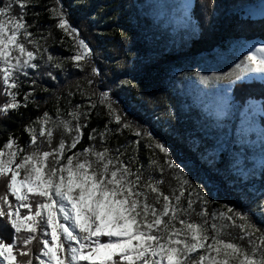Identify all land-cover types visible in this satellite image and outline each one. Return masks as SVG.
Listing matches in <instances>:
<instances>
[{
	"label": "snow or ice",
	"instance_id": "6c2138e0",
	"mask_svg": "<svg viewBox=\"0 0 264 264\" xmlns=\"http://www.w3.org/2000/svg\"><path fill=\"white\" fill-rule=\"evenodd\" d=\"M31 4L32 0H0V95L8 97L0 104V116L27 107L33 93H24L21 103L16 90L21 76L29 77L30 70L40 68L38 62L56 69L63 66L41 43L45 38L29 31L34 25H29L25 16ZM47 11L55 20L53 27L74 40L76 51L67 62L82 69L91 49L69 22L62 0H50ZM236 68L240 71L232 84L248 73H264V46L249 52ZM92 71L97 74L95 68ZM200 79L207 81L208 77ZM93 95H88L90 110L97 105ZM98 102L106 109L108 124L118 125L117 132L129 129L138 138L130 142L136 145L134 151L147 136L151 143L145 146L154 155L157 149L164 155L163 165L150 158L149 167L161 174L165 167L175 170L172 179L177 186L170 185V194H165L161 190L164 180L151 175L145 180L140 167L132 168L138 163L136 156L126 162L122 158L126 152L120 148L97 150L90 144L73 151L82 141L90 117V111H82L81 105L68 111V119L59 108L55 119L44 112L24 127L30 137L26 146L11 134L0 146V183L5 189L0 192V230L11 237L6 240L0 236V264H264V232L248 216L223 206L226 211L212 213L210 223L208 199L195 189L189 190L190 181L173 162L167 147L151 134L133 128L113 107L107 92L99 94ZM108 124L99 133L92 129L89 141L99 137L104 144L112 133ZM57 130L62 135L53 147ZM64 135L70 137V143ZM45 144L48 150H44ZM194 193L196 199L192 198ZM184 199L186 208L182 206ZM197 202L199 212L194 208ZM193 213L201 223L190 220ZM227 229H238L240 234L233 239L246 240L247 248L223 239L231 235ZM200 252L203 254L193 258Z\"/></svg>",
	"mask_w": 264,
	"mask_h": 264
},
{
	"label": "trees",
	"instance_id": "16d2710c",
	"mask_svg": "<svg viewBox=\"0 0 264 264\" xmlns=\"http://www.w3.org/2000/svg\"><path fill=\"white\" fill-rule=\"evenodd\" d=\"M259 1L192 0L190 6L184 8V14L178 16V21L172 18L162 19L159 16L160 23L158 19L155 21L150 9L152 7V10L159 12L156 1L157 8H153V3L146 6L143 0H62L69 22L91 49L92 54L81 69L67 62L71 51L62 38L61 31L53 27L55 20L49 18L47 7L50 6V0H32L25 16L26 22L34 25L29 31L36 37L45 38L41 39V43L63 66L56 69L52 65L38 62L40 63L38 70L35 72L30 70L29 77H20V88L16 90L19 92L18 100L23 103L24 93L33 94L27 107L10 111L7 116H0V146L8 139L9 134L18 138L21 146H26L30 139L24 132L26 125L31 124L44 112H48L55 119L57 108L61 110V115L68 119V111L76 105H81L82 111H90V117L87 127L83 129L82 141L73 151L83 150L90 144H94L97 150L103 147L113 150L120 148L122 152H126L122 157L126 162L129 157L136 156L138 163L132 164L133 170L140 167L145 180L149 175L155 179H163L161 190L165 194H170V185L173 188L177 186V181L172 179L175 170L165 167L161 174L149 167L150 158L158 160L163 165L164 155L158 149L154 155L153 150L145 146L151 143L147 136L140 141L138 151H134L136 145L130 142L138 138L131 130L117 132L118 125L114 122L108 124L109 116L104 105L97 102L96 108L91 110L88 108L91 101L86 94H81L82 91L86 93L82 85L87 81L91 82L89 83L91 85L98 82L100 86L111 88V93L116 98V101L112 102L113 107L133 128L151 134L153 138L163 142L174 163L178 161L187 163L180 168L190 181L192 187L189 190L195 189L208 199L206 211L209 213L207 219L210 223L211 214L226 211L223 206H227L248 216L264 232V160L259 170L246 168V161L238 156L239 144L235 145L237 152L233 144L229 147L227 156L222 153L225 156L222 158L214 148L215 144L226 141L224 137L213 135L216 130L198 121L199 129H195L194 110L180 105L175 98L176 92L168 88L167 94L170 96L166 94L162 97L155 86L147 85L148 77L154 80L150 75H154L156 71L162 72L172 64L212 53L230 40L264 41V18L251 19L244 16L245 7ZM16 10H19L18 7L14 9ZM36 13L39 15H35ZM154 22L159 25L157 31L151 28ZM162 23L169 27L165 32ZM174 33L182 36L183 42L172 41ZM152 39L157 40L153 46L147 42ZM136 65L147 67L146 73L136 71ZM93 66L97 74H93ZM160 74L158 79H162ZM32 80L36 81L35 85H32ZM123 81L129 83L124 84ZM158 81V85L161 84V80ZM73 91L77 99L75 96L71 98L69 92ZM231 95L233 103L242 107L254 103L257 107L255 122L261 132L257 141L264 151V80L231 83ZM7 99L8 97L0 95V104ZM166 102L175 107L168 108ZM166 107L169 109L168 115L164 113ZM180 108L188 115H180L183 113ZM84 122L82 117L81 123ZM105 124L112 129L106 142L101 144L99 137L95 141H89L88 134L92 129L99 133L104 130ZM206 124L212 123L208 121ZM36 128L38 129L39 125H36ZM61 135L60 130L55 132L53 147L59 143ZM209 136L212 138L211 144L208 143ZM213 136L218 137L219 141L216 142ZM64 139L68 143L71 142L67 135H64ZM236 169L239 171L235 173ZM249 182H254L252 187ZM4 190L3 184L0 183V192ZM192 198L196 199L195 193ZM151 202L150 195L149 203ZM182 206L187 207V199L182 201ZM194 208L199 212L200 203L197 202ZM190 220L202 222L195 213L191 215ZM176 226L180 227L179 224ZM226 232H230L231 235L226 234L223 239L247 248L246 240L233 239L240 234L238 229H227ZM209 235H212L211 231ZM0 236L6 240L11 239L8 233L2 230ZM101 239L106 241L107 237ZM198 254L203 253H194L193 258Z\"/></svg>",
	"mask_w": 264,
	"mask_h": 264
},
{
	"label": "rangeland",
	"instance_id": "374dc122",
	"mask_svg": "<svg viewBox=\"0 0 264 264\" xmlns=\"http://www.w3.org/2000/svg\"><path fill=\"white\" fill-rule=\"evenodd\" d=\"M155 1L158 4V8ZM143 2L146 6L153 3V8L159 9V12H157L150 7L151 14L155 18V21L159 16L162 19L172 18L173 20L175 19V21H178V16L184 14V8H188L192 0H143ZM15 13L18 15L19 10H16ZM244 16L251 19L264 18V0H260L256 4L245 7ZM159 22L161 23L160 20ZM162 26L164 32L169 29V27L163 25V23ZM151 28L157 31L159 30V25L154 22L152 23ZM62 38L71 51L70 55H74L76 51L74 40L69 36H65L63 33ZM172 41L183 42V37H179L178 33H174L172 35ZM147 42L153 46L157 40L152 39ZM261 46H264V41H245L242 39L230 40L223 47L217 48L212 53L195 56L179 63L172 64L162 72L156 71L154 75H150L154 80H151L148 77L149 83H147V85L155 86L158 94L162 95V97L167 94L168 88L173 92H176L177 95H175V98L179 104L189 107V110H194L195 129H199L198 122L203 123L209 128H212V130H216L213 135L225 138L226 141L224 143L215 144L216 147L214 149L218 150L219 155H222V158H225L223 154H228L229 147L233 144V146L239 144L238 156L246 161V168L254 169V171L257 170V168L258 170L259 168H262L261 165L264 160V151L261 150L257 141L261 136L259 126L255 122V119L257 118L255 117L257 107L254 103H249L242 107L237 103L231 102L232 95L230 81L234 80L235 76L239 74L240 70L236 68V65L241 64L244 57L247 56L249 52H254L256 48ZM93 68L95 67L93 66ZM146 68L147 67L142 65L135 66L136 71L143 73H146ZM159 73H161L160 75L162 76V79H158ZM200 77H208V80L202 81ZM158 80H161V84L159 83V85ZM251 80L263 81L264 73H248L239 81ZM105 87L107 86H100L98 82H93L91 85L89 84V81L82 85V88L86 91L87 97L88 95L95 93V95L92 96V100L98 102L99 94L101 92H107L110 101H116L115 96L111 93V88ZM69 93L71 98L74 96L76 99L78 98L74 94V91ZM167 96L170 95L167 94ZM166 104L168 105V108L175 107L171 106L169 102H166ZM168 108L166 107L164 110L166 115H168ZM180 111L183 112L180 115H188V113L186 112L185 114V111L181 108ZM208 121L212 124H206ZM201 137L202 136H200V138ZM217 138H215L216 142L219 141ZM209 139L210 142L208 143L211 144L212 138L210 136ZM154 140L156 139L154 138ZM159 142L163 144V142ZM236 146L233 147L235 152H237ZM47 147V144L43 145L44 150H48ZM176 164L182 167L187 163L178 161ZM234 171L236 173L239 169ZM253 184L254 182H249L251 187ZM10 199L14 198L10 197ZM22 211L26 210L22 209Z\"/></svg>",
	"mask_w": 264,
	"mask_h": 264
}]
</instances>
